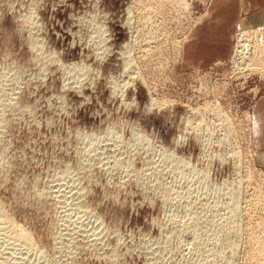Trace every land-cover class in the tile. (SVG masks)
I'll return each instance as SVG.
<instances>
[{
    "label": "rangeland",
    "instance_id": "obj_1",
    "mask_svg": "<svg viewBox=\"0 0 264 264\" xmlns=\"http://www.w3.org/2000/svg\"><path fill=\"white\" fill-rule=\"evenodd\" d=\"M204 1L0 0V264H264V76L241 19L186 56Z\"/></svg>",
    "mask_w": 264,
    "mask_h": 264
},
{
    "label": "bare ground",
    "instance_id": "obj_2",
    "mask_svg": "<svg viewBox=\"0 0 264 264\" xmlns=\"http://www.w3.org/2000/svg\"><path fill=\"white\" fill-rule=\"evenodd\" d=\"M176 2H178V4H184L185 2H184V0H175ZM211 0H205L204 1V4L206 5V10L208 11V9H209V11H210V6H211V4H212V2H210ZM175 2V3H176ZM206 11V13H205V15L203 16V14L201 15V16H203V18H200L201 16H199V18H197L196 19V21H195V23L192 25V27H191V29L189 30V32H188V34L186 35V39H185V41H187L188 40V38L191 36V34L199 27V26H201V25H203V23L205 22V20L208 18V16H209V12H207ZM241 23H240V33H239V35L237 36V34H236V37H238V39H237V41L235 42V47H234V50H233V54H232V58L233 57H238L239 55H240V53H241V50H240V48H241V44H242V40H243V38H245L244 40H247L248 42H251L253 45H252V49H253V54H252V56H250L249 58H248V61L246 62V66L248 67V68H250V69H253L254 71H256V72H258L260 75H262V76H264V9L263 10H261L260 12H257V13H254V14H250V15H244L242 18H241V21H240ZM255 25V26H254ZM257 25V26H256ZM256 27V28H255ZM191 38V37H190ZM254 38V40H252ZM181 46V45H180ZM243 46H244V44H243ZM180 48V47H179ZM182 49H183V47H181L180 48V51H182ZM230 49V48H229ZM246 50H247V48H244V51H242V54H243V56H248L251 52H249V53H247L246 52ZM165 102L166 103H170V104H172V103H174L175 101L174 100H165ZM157 104H159V101H157V100H155V99H151V101H150V104H149V106H153V105H157ZM217 105L218 106H216L214 109H216L217 110V112H219L218 114H220V115H222V116H224V114H223V108L221 107V105L219 104V103H217ZM206 108H207V105L205 104V105H202V106H198V107H194V108H192V110L194 111V112H196L199 116H200V124L201 123H203V122H209L208 120V114H207V112L205 111L206 110ZM215 110V111H216ZM264 112V111H263ZM225 113V112H224ZM226 117H228L227 115H226ZM229 118V117H228ZM227 119V118H226ZM230 119V118H229ZM213 120L215 121V123L216 122H218V120L219 119H217V116L215 115V117L213 118ZM227 121V120H226ZM229 123V122H228ZM230 124V123H229ZM232 124V123H231ZM264 125V121H262V112L259 114V116H258V118H257V121H256V131H257V136H258V139L259 140H263L264 139V131H263V128H262V126ZM263 134L262 136L263 137H260L259 135L260 134ZM184 137H183V135H179V138H178V140H181V139H183ZM264 141V140H263ZM259 156H260V154H259ZM256 201V200H255ZM257 201H260V200H258L257 199ZM256 201V202H257ZM254 202V201H253ZM252 202V203H253ZM255 202V203H256ZM260 203V202H259ZM258 204V203H257ZM252 205H254V204H252ZM252 205H250V206H252ZM255 206H256V204H255ZM254 206V207H255ZM260 206H262V205H260ZM253 207V206H252ZM259 207V206H258ZM262 208H264V207H262ZM253 209H255V208H253ZM256 209H258V208H256ZM260 209H261V207H260ZM263 210V209H262ZM251 211V210H250ZM255 211V210H254ZM256 212H259L258 214H261L260 213V211L258 210V211H256ZM256 212H254V213H256ZM262 212V211H261ZM251 213V212H250ZM253 213V212H252ZM251 213V214H252ZM248 214V213H247ZM257 214V215H258ZM5 215L7 216V218L5 217ZM250 216V215H249ZM251 216H253V215H251ZM250 216V217H251ZM250 217H248L247 219L248 220H250L249 218ZM255 217V216H254ZM258 217V216H257ZM259 217H260V215H259ZM253 218V217H252ZM3 219V221H4V223L3 224H9V225H11L10 227H11V229L12 228H15V229H19V226L14 222V221H12L10 218H9V216L6 214V213H4V218H2ZM260 220H261V218H260ZM250 221H252V219L250 220ZM254 221H255V219H254ZM262 221V220H261ZM249 222V221H248ZM257 222V221H256ZM255 222V225L258 223V222H260V221H258L257 223ZM250 223V222H249ZM252 223H253V221H252ZM251 223V224H252ZM261 223V222H260ZM264 223V222H263ZM262 223V224H263ZM251 224H249L250 226L249 227H251ZM259 224V223H258ZM257 224V225H258ZM262 224L260 225V226H262ZM253 225V224H252ZM259 226V227H260ZM263 226H264V224H263ZM248 227V225H247V228H249ZM253 227H254V225H253ZM252 227V228H253ZM256 227H258V226H255L254 228H256ZM251 228V229H252ZM253 228V229H254ZM250 229V230H251ZM258 229V228H257ZM259 230H264V228L263 229H258V231ZM18 231V230H17ZM248 231V230H247ZM257 231V230H256ZM18 232H20V231H18ZM260 232V231H259ZM261 233H263V232H261ZM20 234H21V232H20ZM21 236V235H20ZM22 239L23 240H25V242H27V243H31L32 242V238L30 237V235L28 234V233H22ZM262 236H264V235H262ZM260 242H261V240H260ZM262 242H264L263 240H262ZM252 246H253V244H252ZM264 246V245H263ZM262 246V247H263ZM254 247V246H253ZM261 248V247H260ZM264 248V247H263ZM251 249H253V248H251ZM256 249H259L258 247L256 248ZM256 249H254V250H256ZM262 249V248H261ZM249 251H252V250H249ZM261 250L259 249V252H260ZM257 253H258V251H256ZM262 252H263V250H262ZM261 252V253H262ZM249 253V252H248ZM252 253V254H251ZM250 257L251 258H249V260H248V262L250 263L251 262V260H253V258H252V256H253V252H250ZM255 254V253H254ZM259 256H261L260 254H258ZM257 255V258L259 257ZM262 256L264 257V253H262ZM261 256V258H263ZM254 257H255V255H254ZM264 260V259H263ZM256 261H258V260H256ZM260 261H262V260H260ZM263 262V261H262ZM248 263V264H249ZM252 263L253 264H255L253 261H252ZM257 263H260L259 261L257 262ZM261 264V263H260Z\"/></svg>",
    "mask_w": 264,
    "mask_h": 264
},
{
    "label": "crops",
    "instance_id": "obj_3",
    "mask_svg": "<svg viewBox=\"0 0 264 264\" xmlns=\"http://www.w3.org/2000/svg\"><path fill=\"white\" fill-rule=\"evenodd\" d=\"M213 1V2H212ZM212 2L210 8V16L206 19L203 25L199 26L195 30L194 41L192 45H188L186 56L191 59V55L194 52L193 44L198 38L201 40L208 39L213 36L214 32L218 31L212 28L205 30V23L210 22V24L217 26L219 30H231L235 24H237L243 13L254 14L260 12L264 5V0H211ZM209 12V10H208ZM199 28L201 31L199 32ZM211 32V33H210ZM213 33V34H212ZM225 33L222 34L224 36ZM220 35L218 36V38ZM218 45V43H215ZM205 45H202V47ZM218 51V50H217ZM191 54V55H190ZM219 57V58H218ZM215 60H221V56H215ZM202 60H212L211 58H202Z\"/></svg>",
    "mask_w": 264,
    "mask_h": 264
}]
</instances>
